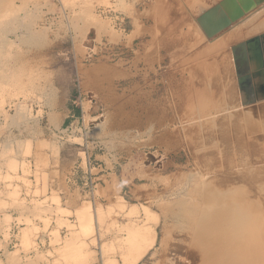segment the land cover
<instances>
[{"label":"rangeland","instance_id":"374dc122","mask_svg":"<svg viewBox=\"0 0 264 264\" xmlns=\"http://www.w3.org/2000/svg\"><path fill=\"white\" fill-rule=\"evenodd\" d=\"M181 1L0 0V264H264V205L246 174L239 175L251 158L249 119L264 86L245 95V84L235 90L233 77L228 87L213 84L217 63L201 71L199 47L188 49L197 36L184 41L185 20L197 3ZM145 4L161 13L160 27L139 21ZM172 4L180 6L174 14ZM111 34L127 37L128 50L141 55L127 68V80L84 92L73 68L76 55L84 54L86 64L130 59L108 43ZM173 38L182 41L172 44ZM54 88L67 107L79 110L78 119L55 130L42 118ZM93 151L115 164L112 180L100 179L92 197L73 175L87 159L103 165ZM53 183L74 190L78 206L65 208L52 191L48 198ZM243 214L258 215L247 216L251 232L260 224L256 236Z\"/></svg>","mask_w":264,"mask_h":264},{"label":"bare ground","instance_id":"6f19581e","mask_svg":"<svg viewBox=\"0 0 264 264\" xmlns=\"http://www.w3.org/2000/svg\"><path fill=\"white\" fill-rule=\"evenodd\" d=\"M173 1V0H172ZM179 1V0H177ZM181 2V3H180ZM180 2H178L177 4H181L182 5V1L180 0ZM183 6L185 7H192L193 5H195L197 3L196 6H193V9L195 10L194 14H192V17L191 18H188L189 20H185V23H186V27H187V31L185 33V37L186 39L185 40H188V42L191 40L194 41V36L196 35V40L194 42H190L188 45H189V48L188 49H196L199 47V51H200V56H202V58H204L203 60V63L201 66H199V69L201 71H205V69L207 67H209L211 64L213 63H217V74H216V77L213 78L214 82L213 84H219L221 82H225L226 83V80H229L232 81L233 79H231L232 77L235 79V81H232V82H236V88H234L235 90L237 89V87L240 85V82L242 84H245L244 86V89L245 92H243L245 95L246 93L250 92V94H252V92L254 91L255 92V88L256 87H260V88H263L264 86V0H185L183 1ZM173 6V9L171 8V11L172 13L174 14L175 11H177L179 7H177L176 5L172 4ZM182 7V6H181ZM184 7V8H185ZM165 10V9H164ZM170 11V10H168ZM159 13V11H158ZM169 14V13H168ZM167 15V14H166ZM165 15V16H166ZM168 16V15H167ZM26 18V17H25ZM158 18V17H157ZM166 19V18H165ZM164 19V20H165ZM158 20V19H157ZM171 20V19H169ZM163 22H161L160 20H158L157 24L159 26V24H162ZM157 26V27H158ZM218 26V27H217ZM160 27V26H159ZM158 27V28H159ZM164 27L163 25L161 26V28ZM219 28L217 31L214 30V28ZM216 28V29H217ZM159 30V29H158ZM155 31V30H154ZM215 31V32H214ZM162 33V31H161ZM164 35L167 34L168 32H163ZM170 35V34H169ZM117 36V35H116ZM179 36V35H177ZM155 37V35H154ZM169 37V36H168ZM182 37V36H181ZM180 37V38H181ZM113 38V37H112ZM156 38V37H155ZM164 38V37H163ZM161 39L164 40V39ZM172 38V37H171ZM211 38L215 39V42L214 43H211ZM116 39V38H115ZM178 39V37H177ZM176 39V40H177ZM175 39L173 38V42L171 41V43L173 44L174 42H176V40L174 41ZM117 41H118V38H117ZM182 41V39H181ZM180 41V42H181ZM164 42V41H163ZM162 42V43H163ZM168 42V41H167ZM165 42V43H167ZM178 42V43H180ZM186 42V41H185ZM187 42V43H188ZM159 43V42H158ZM161 43V42H160ZM170 43V45H171ZM177 43V44H178ZM239 43L238 46H236L237 44ZM177 44L173 47V48H177ZM225 44L229 46V51L227 52V58L226 57H222V52L224 50H226V47H225ZM161 45V44H160ZM163 45L165 46V44L163 43ZM162 45V46H163ZM168 45V44H167ZM185 45V44H184ZM161 46V48H162ZM169 46V45H168ZM180 46V45H179ZM178 46V47H179ZM187 47V46H186ZM167 48V46H166ZM168 49V48H167ZM172 50V48L170 49ZM174 50V49H173ZM183 49H178L176 51L177 52H180L182 51ZM218 55H215L213 57H211L210 59L209 56L213 55V54H217ZM172 54V53H171ZM175 54V52H174ZM171 56V55H169ZM173 56L172 55V59H173ZM169 62H170V57H169ZM173 62L171 61L170 64H172ZM199 64V63H198ZM237 65L240 66L241 68V76H239L238 74V71H236V68ZM174 67V66H173ZM200 71V72H201ZM183 72V71H182ZM207 72V71H205ZM184 73V72H183ZM187 74V73H186ZM207 74V73H206ZM185 75V74H184ZM188 75V74H187ZM203 76V75H202ZM208 76V74H207ZM118 77V76H117ZM171 79H173L172 77H170ZM201 78V77H200ZM209 78V76H208ZM208 78H205V79H208ZM184 79V77H183ZM195 79V78H194ZM193 79V80H194ZM204 79V78H203ZM173 81V80H172ZM192 81V80H191ZM196 81V80H195ZM194 81V82H195ZM199 82V81H198ZM173 83V82H172ZM189 83V82H188ZM197 83V82H196ZM228 83V81H227ZM227 83L225 85V87L227 86ZM231 83V82H230ZM229 83V84H230ZM174 84V83H173ZM185 84H187L185 82ZM198 84V83H197ZM205 83H203L204 85ZM209 84V83H207ZM212 84V82H211ZM214 84V85H215ZM202 85V86H203ZM222 85V84H221ZM224 85V84H223ZM233 85V83H232ZM199 86V84H198ZM200 86V87H202ZM206 86V85H205ZM203 86V87H205ZM209 88L212 87L210 85H208ZM220 86V85H219ZM231 86V85H229ZM234 86V85H233ZM202 87V89H203ZM207 87V86H206ZM218 87V86H216ZM221 87V86H220ZM228 87V86H227ZM232 87V86H231ZM230 87V88H231ZM208 88V89H209ZM219 88V87H218ZM223 89H225L224 87H222ZM230 88H228L229 90H231ZM223 89H221L223 91ZM176 90L178 91V88H176ZM205 90V89H203ZM212 90V89H211ZM218 90L217 89V93H218ZM220 90V92H222ZM226 90V89H225ZM176 91V92H177ZM190 91V90H189ZM207 91V90H206ZM179 92V91H178ZM205 92V91H204ZM208 92V91H207ZM207 92H206V96H207ZM224 92V91H223ZM222 92V94H223ZM230 92V91H229ZM236 92V91H235ZM182 93V92H181ZM186 93V92H185ZM190 93V92H189ZM210 93V92H208ZM215 93V92H214ZM243 93H239V97L240 99H243L244 102H245V105H248L250 102L247 98H245L246 96L243 94ZM259 93V99H260V106H257V109H253V113H251V116H250V119H249V128L251 133H252V137L250 138L249 135L248 137L252 140H249L247 139L248 141H250V151H251V158L249 157V162H247V167L241 172V171H238L236 173H239L241 172V174L239 173V175H243V174H246L247 178L249 179V184L251 185L254 193L259 196L262 200V203L264 205V149L261 148L264 147V89L263 90H260L258 91ZM228 95L227 96H230L232 97V93L230 92V95L229 93H227ZM178 95V99H179V94ZM192 95V94H191ZM202 95V94H201ZM211 95V94H210ZM213 95V94H212ZM217 98V94H215ZM188 96V94H187ZM209 96V95H208ZM224 96V95H223ZM221 95V97H223ZM226 96V95H225ZM226 96V97H227ZM192 97V96H190ZM181 98V97H180ZM207 98V97H206ZM224 98V97H223ZM234 98V97H233ZM219 99V98H218ZM221 99V98H220ZM227 99H229L227 97ZM226 99V100H227ZM232 99V98H231ZM230 99V100H231ZM237 99V98H236ZM137 100V99H136ZM182 100V99H181ZM187 100V99H186ZM198 100H199V97H198ZM221 100H224V99H221ZM93 101V100H92ZM132 101V100H131ZM185 101V100H184ZM204 101V100H203ZM212 97H211V102H212ZM219 101V100H218ZM228 101V100H227ZM180 102V101H178ZM183 102V101H182ZM186 102V101H185ZM189 102V101H188ZM195 102V101H194ZM208 102V101H207ZM233 102V100H232ZM235 102V101H234ZM184 103V102H183ZM200 103V102H199ZM204 103V102H202ZM215 103V102H214ZM220 103V102H219ZM217 103V104H219ZM229 103V101L227 102ZM188 104V103H186ZM185 104V105H186ZM210 104V103H209ZM216 104V103H215ZM182 105V104H181ZM184 105V104H183ZM182 105V106H183ZM189 105H191V103H189ZM188 105V106H189ZM204 105H206V102L204 103ZM221 105V104H220ZM229 105V104H227ZM226 105V107H227ZM210 106V105H209ZM203 107V106H202ZM201 107V109H202ZM206 106H204V111L208 108H205ZM216 107V106H215ZM224 107V106H223ZM222 107V108H223ZM184 108V107H183ZM193 108V106H191V109ZM198 108V107H197ZM210 108V107H209ZM214 108V107H213ZM218 108V107H216ZM215 108V109H216ZM190 109V107H189ZM202 109V110H203ZM212 109V108H211ZM225 109V108H224ZM195 110V108H193V111ZM199 110V108L197 109V111ZM201 110V112H202ZM213 110V109H212ZM186 111V110H185ZM192 111V112H193ZM196 111V112H197ZM227 111V110H225ZM218 112V110H217ZM232 112V111H231ZM200 114V112H198ZM207 113V112H206ZM225 113V112H224ZM242 113V112H241ZM209 114V113H208ZM213 114V112L211 113ZM221 114V113H220ZM226 114V113H225ZM228 114V113H227ZM235 114V112H234ZM198 115V114H197ZM205 115V114H204ZM204 115L202 114L201 116L203 118ZM210 115V114H209ZM223 115V114H222ZM238 115V113L236 114ZM200 116V117H201ZM205 116H208L207 114ZM228 115V118L232 117V119H229L230 121L231 120H235L233 119V116L231 115ZM85 117V116H84ZM201 117V118H202ZM227 117V116H226ZM224 118V117H223ZM223 118H221V120H223ZM200 119V118H199ZM211 120L212 117H207L204 119H201V120H204V121H207L208 120ZM226 119V118H225ZM224 119V120H225ZM200 122V121H199ZM201 123V122H200ZM220 124L224 123V121H220L219 122ZM231 123V122H230ZM236 123V122H235ZM86 124V123H85ZM208 125V124H207ZM225 125L227 124H224V127ZM230 125V124H229ZM204 126V125H203ZM221 126V125H220ZM232 126V125H231ZM205 127V126H204ZM209 127V126H208ZM227 127V126H226ZM241 127V126H240ZM207 128V127H206ZM237 128V127H236ZM205 131V135L207 133L206 130ZM220 132V131H218ZM228 131L225 130L224 132H222V136H225L226 133ZM249 132V131H248ZM248 134V133H247ZM219 135V134H218ZM217 135V136H218ZM221 136V137H222ZM251 136V135H250ZM259 136V137H258ZM247 137V138H248ZM244 138V136H243ZM222 139V138H221ZM245 140V139H244ZM241 141V142H245V141ZM248 143V142H247ZM260 148L261 151L260 153L257 152V149ZM257 153V155H255ZM254 157V160L252 161V158ZM255 164V165H254ZM239 176V177H240ZM247 184V183H246ZM252 192V191H250ZM254 195V194H253ZM251 196V195H250ZM93 197V196H92ZM256 198V197H255ZM260 200V201H261ZM244 215L243 214V218H244ZM250 214H246V217L244 219H247ZM252 215H255V214H252ZM252 215H250L249 217H252ZM257 215V214H256ZM255 215V216H256ZM258 216V215H257ZM264 217V216H263ZM239 219V218H238ZM243 220V219H242ZM248 221H246L245 223H247V225L245 226L246 229L250 231V228H249V225L250 224L249 222L251 221V218H250V221H249V218L247 219ZM86 221V220H85ZM263 222V221H262ZM244 223V224H245ZM259 223V222H257ZM261 223V222H260ZM251 225H254L253 224H250ZM256 225V223H255ZM262 225V224H261ZM248 226V228H247ZM244 227V228H245ZM257 228L260 227V224H258V226H256ZM263 227V228H262ZM261 229H263L262 231V238H261V241L263 242L262 245L263 247L261 246L262 250L264 251V226H262ZM242 229L246 232L245 229ZM252 228V227H251ZM254 228V227H253ZM252 228V229H253ZM256 228V229H257ZM251 229V230H252ZM254 230V233H253V230H252V234H255L256 236V232L257 230ZM261 229H260V232H261ZM241 230V229H239ZM241 230V232H242ZM259 230V228H258ZM240 232V234H241ZM245 232H243V234H245ZM250 232H246L247 234L250 233ZM260 232H257V233H260ZM239 234V233H238ZM239 234V235H240ZM242 234V235H243ZM246 234V238L248 237L249 239L250 238V235L252 234H249V236H247ZM260 235V234H259ZM253 236V235H252ZM251 236V237H252ZM254 236V237H255ZM261 236V235H260ZM239 237V236H238ZM253 237V238H254ZM80 238V237H79ZM234 238V237H233ZM243 238V236H242ZM245 238V239H246ZM252 238V241L255 239ZM248 239V240H249ZM233 240V239H232ZM241 240V239H240ZM247 240V239H246ZM255 241V240H254ZM234 242V241H233ZM243 242V241H242ZM245 242V241H244ZM248 242H251L250 240ZM247 242V243H248ZM254 245L256 244L255 242H253ZM239 244V243H238ZM250 244V243H248ZM252 244V242H251ZM234 245V244H233ZM232 245V246H233ZM241 245V244H240ZM227 246V245H226ZM231 246V247H232ZM251 246V245H250ZM250 246H248L250 248ZM259 246V245H258ZM230 247V248H231ZM236 247V246H235ZM247 247V249H248ZM256 247V246H255ZM254 246L251 247L252 248H255ZM229 248V249H230ZM237 248V247H236ZM260 248V249H261ZM138 247H135V250H137ZM246 249V247H245ZM246 249V251H247ZM258 249V247L256 248ZM255 249V250H256ZM259 249V250H260ZM241 250V249H240ZM238 250V251H240ZM253 250V249H252ZM251 250V252H252ZM225 251V249H224ZM232 251V250H231ZM254 251V250H253ZM226 252V251H225ZM243 252V251H242ZM250 252V253H251ZM261 252V251H260ZM231 253V252H230ZM247 253L249 254V252L247 251ZM255 253V252H253ZM144 254V252H142L139 256L141 257L142 255ZM226 254V253H225ZM237 254V252H236ZM233 255V254H232ZM238 255V254H237ZM241 256V254H239ZM238 255V257H239ZM247 255V254H245ZM256 255H257V252H256ZM258 255H260L261 257V253L259 254L258 252ZM103 256V255H102ZM135 256V254H134ZM228 256V255H227ZM243 256V255H242ZM137 257V256H136ZM220 257V256H219ZM235 257V256H233ZM237 257V256H236ZM247 257V256H246ZM242 258V259H248V258ZM249 259H250V256H248ZM254 257V256H253ZM223 258V257H222ZM252 258V257H251ZM263 258V257H262ZM136 259V258H135ZM236 259V258H235ZM249 259L247 261H249ZM254 259V258H253ZM139 258H137L135 260L138 261ZM252 260V259H251ZM256 259H254L255 261ZM236 261V260H235ZM222 262V261H221ZM240 262V260H239ZM253 262V261H251ZM249 262V263H251ZM258 261H256L257 263ZM224 263V262H223ZM234 263V262H233ZM242 264V262H240ZM245 263V262H244ZM248 263V262H247ZM255 263V264H256ZM259 263V262H258ZM257 263V264H258ZM105 264V263H104ZM107 264H111V263H107ZM225 264V263H224ZM236 264V263H235ZM251 264H254V263H251Z\"/></svg>","mask_w":264,"mask_h":264},{"label":"crops","instance_id":"0c3cea01","mask_svg":"<svg viewBox=\"0 0 264 264\" xmlns=\"http://www.w3.org/2000/svg\"><path fill=\"white\" fill-rule=\"evenodd\" d=\"M154 11H155L154 7L145 4L143 9L139 11V18H138L139 21L140 22L142 21V23L145 22L146 23L150 22L154 24L157 23L158 20L162 18V15L159 12V15L155 16ZM124 16L127 18L126 15ZM129 23L133 27L135 26L134 20L131 19ZM133 30H135V27L133 28ZM107 41L108 43H112L113 45L121 47L123 50H125L126 53H129L130 59L127 62L124 61L125 59L124 60L121 59L116 63H107L105 60L100 61L99 59L103 58L100 57L95 59L97 60V62L94 61L93 63L86 64L84 54L81 53L79 55H76V57L74 58L76 64L73 66V68L75 69L78 78L81 80L82 88L84 92L98 91V90L100 91L101 84L103 82L115 83L118 80H124V79L127 80L129 76V71L127 70V68L131 67L135 63L136 58H138V55L140 54V52L138 51L130 52L128 50L127 46L129 44V39L125 36L117 37L111 34L107 38ZM100 54L101 53L99 52V55ZM55 71H57V74L61 75V70L58 69V70H54V72ZM54 90L55 92L53 94V99L47 102L48 106L44 108L43 110L44 114L42 116L48 128L53 130H55L56 127H62L64 124L69 123L71 120H76L79 118V110L77 108L67 107L66 102H64L61 99L62 96L61 93H59L56 88H54ZM76 94L78 95V98H80V94L78 90ZM74 99L76 100L77 97L75 96ZM90 155L93 156L95 160L101 162L104 165L103 167L104 169L110 170L111 167H114L115 162H113L112 158L107 154H99L98 152L93 151L90 153ZM78 169H81L79 170V173H81L82 175V171H84V168L82 166H79ZM111 172H112L111 170L110 173H106L105 171L104 175L100 176L99 179L104 178V179H108L109 181L112 180ZM48 190H49L48 198H50L51 191L54 192L57 195V198L59 199L61 205H63L65 208L69 210H73L74 208H76L80 202V198L75 194V191L74 190L72 191L68 187H64L60 189L58 184L53 183ZM40 201H43V198H41Z\"/></svg>","mask_w":264,"mask_h":264},{"label":"built area","instance_id":"2783aa9c","mask_svg":"<svg viewBox=\"0 0 264 264\" xmlns=\"http://www.w3.org/2000/svg\"><path fill=\"white\" fill-rule=\"evenodd\" d=\"M77 85L79 86V81L77 82ZM81 121L84 122L83 115L81 117ZM104 173L105 170L102 165L96 163L94 164L90 159H87L82 175L76 171L75 176L73 175V180H75L74 182L80 181L81 187L79 188H81L84 195L93 196L99 181H101L99 177L104 175ZM79 176L81 177L79 178Z\"/></svg>","mask_w":264,"mask_h":264},{"label":"water","instance_id":"95a60500","mask_svg":"<svg viewBox=\"0 0 264 264\" xmlns=\"http://www.w3.org/2000/svg\"><path fill=\"white\" fill-rule=\"evenodd\" d=\"M217 27H218V26H217ZM217 27H216V28H217ZM216 28H214V30H216V31H217L219 28H217V29H216ZM214 32H215V31H214Z\"/></svg>","mask_w":264,"mask_h":264}]
</instances>
